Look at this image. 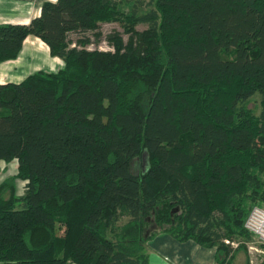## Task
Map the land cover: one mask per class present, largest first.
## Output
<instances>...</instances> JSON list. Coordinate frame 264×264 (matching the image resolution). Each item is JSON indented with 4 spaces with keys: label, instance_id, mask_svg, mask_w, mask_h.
Listing matches in <instances>:
<instances>
[{
    "label": "trees",
    "instance_id": "1",
    "mask_svg": "<svg viewBox=\"0 0 264 264\" xmlns=\"http://www.w3.org/2000/svg\"><path fill=\"white\" fill-rule=\"evenodd\" d=\"M115 22L128 39L100 49ZM29 35L64 67L0 83V168L18 163L0 182V264H143L163 232L216 246L221 264L248 248L264 207V0L46 1L0 24V63Z\"/></svg>",
    "mask_w": 264,
    "mask_h": 264
},
{
    "label": "crops",
    "instance_id": "2",
    "mask_svg": "<svg viewBox=\"0 0 264 264\" xmlns=\"http://www.w3.org/2000/svg\"><path fill=\"white\" fill-rule=\"evenodd\" d=\"M46 1L55 2L56 0H0V24H28L41 15L42 5ZM39 55L44 56L43 60L38 57ZM50 65L53 66V70ZM60 67H64V60L53 57L49 46L44 41L29 35L17 59L0 63V83H18L37 71L48 69V72H56L54 69L60 70ZM254 238L257 240L256 237ZM254 238L248 242L247 246L255 241ZM148 244V259L143 264H221L217 260L216 246L206 247L192 239L180 241L163 232ZM233 245L238 244L233 243ZM263 257H260L259 262ZM248 258L251 263L248 248L240 249L235 252L230 263L227 261L224 264H247ZM259 262H252V264Z\"/></svg>",
    "mask_w": 264,
    "mask_h": 264
},
{
    "label": "rangeland",
    "instance_id": "3",
    "mask_svg": "<svg viewBox=\"0 0 264 264\" xmlns=\"http://www.w3.org/2000/svg\"><path fill=\"white\" fill-rule=\"evenodd\" d=\"M145 28H147V26L144 25V24H140V25L137 26V29H139V30H143ZM100 29H101V31L103 33V39H102L100 45H98V46L100 48H102V49H109V48H111L110 47V44H108V42L105 41L106 40L105 38H106V36L108 34L114 32V31H120L123 34L124 39L125 40L128 39V36L123 32V28L119 25V23H116V22L115 23H103V24H101V28ZM89 35L94 40V36L92 35V33H90ZM77 37H79V35H77L76 33L73 32L71 34V38L75 39ZM41 45H44V44L41 43ZM93 47H94V44H91L90 45V48H93ZM38 57L41 58V60H43V58H44L43 55H39ZM50 67L53 70V66L50 65ZM57 70H59V69H54V71H56V72H57ZM42 71H45V70H42ZM47 71H48V69H47ZM259 101H260L259 95H255V96H253L250 99V102H249V105H248L250 108H253L254 110H257V113L259 112V109H260V103H259ZM17 166H18V163H17L16 160H13L11 162L1 161L0 182L4 181L8 177H13L14 175H16V173H17ZM138 169L139 168L137 167V165H134V171L137 172ZM15 183H16V188H17V194L18 195L23 194L25 181L20 180V179H17V180H15ZM150 225H151V227H150ZM149 227L150 228L148 230V235L150 234L151 231H153V230L156 229V226L153 223V218H150L149 219ZM62 232H64V229H62ZM255 241H253L252 244L255 245V247H257L260 250L262 248V250L264 251V247L258 242V240L255 239ZM258 249H256V250L250 249L249 250V248H248V251L250 252V257H251V260H252L253 263L259 262L260 257H263L264 256V252H259Z\"/></svg>",
    "mask_w": 264,
    "mask_h": 264
},
{
    "label": "built area",
    "instance_id": "4",
    "mask_svg": "<svg viewBox=\"0 0 264 264\" xmlns=\"http://www.w3.org/2000/svg\"><path fill=\"white\" fill-rule=\"evenodd\" d=\"M111 47V46H110ZM102 49V48H100ZM109 49H113L112 47ZM107 50V49H104ZM245 227L257 238L258 242L264 246V207L260 206H254L252 210L250 211L246 221H245ZM229 242L228 240H226ZM249 250L250 249H258L255 247V245L250 244L248 245ZM259 252H264L261 248L258 249ZM252 262V260H251Z\"/></svg>",
    "mask_w": 264,
    "mask_h": 264
},
{
    "label": "water",
    "instance_id": "5",
    "mask_svg": "<svg viewBox=\"0 0 264 264\" xmlns=\"http://www.w3.org/2000/svg\"><path fill=\"white\" fill-rule=\"evenodd\" d=\"M147 154V151L145 152ZM179 210V207H176L172 210V215Z\"/></svg>",
    "mask_w": 264,
    "mask_h": 264
}]
</instances>
